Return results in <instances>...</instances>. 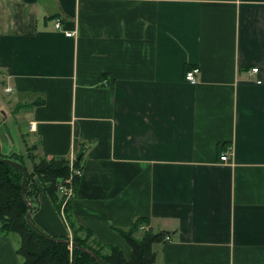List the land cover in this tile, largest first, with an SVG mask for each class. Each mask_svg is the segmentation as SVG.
Instances as JSON below:
<instances>
[{
	"label": "crops",
	"instance_id": "1",
	"mask_svg": "<svg viewBox=\"0 0 264 264\" xmlns=\"http://www.w3.org/2000/svg\"><path fill=\"white\" fill-rule=\"evenodd\" d=\"M0 86L4 147L79 160L70 215L96 241L129 258L144 217L171 237L155 264H264V0H0ZM19 242L0 235V264Z\"/></svg>",
	"mask_w": 264,
	"mask_h": 264
},
{
	"label": "trees",
	"instance_id": "2",
	"mask_svg": "<svg viewBox=\"0 0 264 264\" xmlns=\"http://www.w3.org/2000/svg\"><path fill=\"white\" fill-rule=\"evenodd\" d=\"M0 140L1 156L23 163L28 171L27 196L33 203L34 213L40 208L39 195L44 190L61 215L62 197L59 195L58 183L70 176V159L48 156L37 158L30 148L27 156L32 159L33 166L29 169L24 153L7 151L1 136ZM75 165L79 166L78 159H75ZM79 179H74L75 186ZM22 182L23 172L20 169L0 161V235L19 236L17 252L22 257V264H101L76 246L45 238L28 223L26 216L29 205L22 193ZM70 200L65 206V215L72 236L62 235L59 238L72 239L91 249L107 264H155L156 252L153 246L166 239V232H155L149 226L150 221L144 217H139L128 229H121L119 232L132 248L128 258L119 246L96 241L89 229L78 226L70 215Z\"/></svg>",
	"mask_w": 264,
	"mask_h": 264
},
{
	"label": "built area",
	"instance_id": "3",
	"mask_svg": "<svg viewBox=\"0 0 264 264\" xmlns=\"http://www.w3.org/2000/svg\"><path fill=\"white\" fill-rule=\"evenodd\" d=\"M62 26V22L61 20H57L56 22V27L57 28H61ZM75 34V32H66L67 36H73ZM259 68L258 67H254L252 68V72H258ZM200 73V68L199 67H193L192 69H189L186 71L185 73V78L187 81H189L192 84H196L198 82L197 76ZM8 91H11L12 88L8 87L7 88ZM33 127V126H32ZM229 151H225L224 153H222L221 155V160L222 161H228L229 160ZM70 168H71V174L70 176L66 179V183L62 184L61 181L58 184V191L59 194L62 196V198H65V201L62 205L61 208V216L64 219V221L67 223V218L65 215V206L67 204V202L71 199L73 192H74V179L76 177H81L83 170L80 166L75 165V159L72 158L70 159ZM167 240H170L171 237L167 235L166 237Z\"/></svg>",
	"mask_w": 264,
	"mask_h": 264
},
{
	"label": "water",
	"instance_id": "4",
	"mask_svg": "<svg viewBox=\"0 0 264 264\" xmlns=\"http://www.w3.org/2000/svg\"><path fill=\"white\" fill-rule=\"evenodd\" d=\"M1 150H2V143L0 140V161L11 164L13 166H15L16 168L20 169L23 172V182H22V193L23 196L25 198L26 203L29 205V211L27 213V221L28 223L36 230L38 231L41 235H43L45 238L52 240V241H57V242H65L71 246H76L78 247L80 250L92 255L95 259H97V261H99L101 264H107L101 257H99L94 251H92L91 249L79 245L78 243L74 242L72 239H64V238H59V237H53L50 236L49 234H47L45 231H43L41 228H39L33 221H32V215L34 213V206L33 203L30 202V200L28 199L27 196V183H28V171L25 167V165L19 161H15L13 159H9V158H3L1 156Z\"/></svg>",
	"mask_w": 264,
	"mask_h": 264
},
{
	"label": "rangeland",
	"instance_id": "5",
	"mask_svg": "<svg viewBox=\"0 0 264 264\" xmlns=\"http://www.w3.org/2000/svg\"><path fill=\"white\" fill-rule=\"evenodd\" d=\"M5 88V87H4ZM4 88H3V86H0V116H1V118L3 117V119L5 118V111H4V109L5 110H7L6 108H4V104L6 103V98H10L11 97V94L10 93H7V92H5L4 91ZM5 96V97H4ZM17 107V106H16ZM13 109H14V106H13ZM7 111H9V110H7ZM31 150H32V148H31ZM22 151V150H21ZM23 153H24V155H25V162H26V165L28 166V168L30 169L31 168V160H30V158L27 156V153H25V151H22ZM33 152H34V148H33ZM31 153H32V151H31ZM33 154V153H32ZM35 155V154H34ZM66 179H67V177L66 178H63L62 179V181H61V183L62 184H64V183H66ZM59 184V183H58ZM60 195V194H59ZM60 197H62L61 195H60ZM64 201H65V198H62V205H63V203H64ZM64 220V219H63ZM66 223V222H65Z\"/></svg>",
	"mask_w": 264,
	"mask_h": 264
}]
</instances>
